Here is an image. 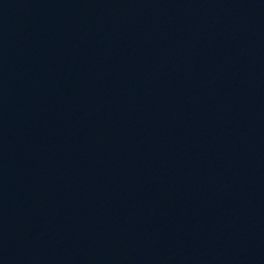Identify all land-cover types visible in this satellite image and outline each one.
<instances>
[{
  "label": "water",
  "instance_id": "1",
  "mask_svg": "<svg viewBox=\"0 0 264 264\" xmlns=\"http://www.w3.org/2000/svg\"><path fill=\"white\" fill-rule=\"evenodd\" d=\"M0 264H264V0H0Z\"/></svg>",
  "mask_w": 264,
  "mask_h": 264
}]
</instances>
